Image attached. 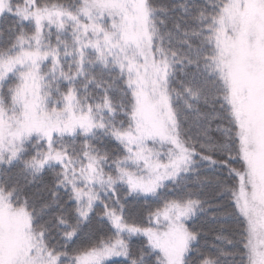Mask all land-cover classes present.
Returning a JSON list of instances; mask_svg holds the SVG:
<instances>
[{"label":"snow or ice","instance_id":"obj_1","mask_svg":"<svg viewBox=\"0 0 264 264\" xmlns=\"http://www.w3.org/2000/svg\"><path fill=\"white\" fill-rule=\"evenodd\" d=\"M0 264H264V0H0Z\"/></svg>","mask_w":264,"mask_h":264}]
</instances>
